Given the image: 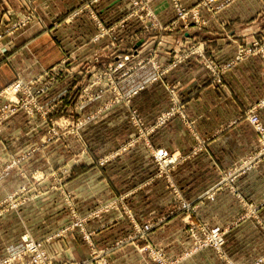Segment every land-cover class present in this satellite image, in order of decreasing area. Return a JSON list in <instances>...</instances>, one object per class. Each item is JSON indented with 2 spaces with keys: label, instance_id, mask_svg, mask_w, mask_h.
<instances>
[{
  "label": "crops",
  "instance_id": "crops-1",
  "mask_svg": "<svg viewBox=\"0 0 264 264\" xmlns=\"http://www.w3.org/2000/svg\"><path fill=\"white\" fill-rule=\"evenodd\" d=\"M183 1L186 5L196 2ZM79 4V0H0V31L10 28L11 22L18 18L28 14L33 16L32 22L13 35H5L0 41V90L15 79V72L28 80L44 70L60 66L67 57L66 50L76 51V54L73 53L76 60L84 55L89 57L87 54L96 47L107 51L108 40L99 44L90 42L97 32L92 20L83 17L74 22H62L67 13ZM153 7L161 22L172 20L174 12L168 0H155ZM95 8L106 24L126 16L131 10L128 0H100ZM202 16L208 22L206 26L182 31L181 35L178 32L170 34L163 38L164 45L170 47L177 43L189 45L201 42L212 55L231 58L239 43L264 37V0H234L219 13L204 10ZM54 21L58 25L54 26ZM122 34L120 42L123 48L132 47L133 51L142 54L154 43L153 35L157 32L144 35L140 24L132 21ZM67 43L71 48L67 47ZM167 55L169 53L164 54L163 58L167 59ZM160 61L167 63L169 60ZM153 73V68L146 63L126 80L130 81L129 87L137 86L147 81ZM167 86L176 87L179 107L194 119L195 130L206 138L202 152L173 170L172 185L153 177L156 164L148 153L140 151L135 154L131 152L136 163L132 170L124 164L126 168L122 167L121 157L104 167L76 164L67 172L65 188L74 197L78 198L80 194L81 212H88L106 200L127 192L130 193L127 198L129 206L134 210H146V215L151 217L157 210L176 209L175 206H179L176 201L183 198L197 208L193 214L194 220L202 218L227 230L225 252L228 259L223 260L213 249H205L180 264H251L264 253V160L239 176L234 183L223 187L216 184L224 170L249 158L257 147V136L246 113L264 98V59L254 56L243 60L224 74L221 84L212 83L202 60H186L163 82L149 85L133 99V105L147 123L153 122L157 114L171 105ZM259 113L264 122V108ZM26 130V123L21 119L2 124L0 164L13 154L10 151H22L26 145L39 143V131L36 129L37 135L29 137L25 134ZM195 142L189 126L178 117L158 128L149 140L152 147L164 148L177 156L188 154ZM138 146L137 149L141 150L142 145ZM74 153L73 149L65 153L54 152V167H58V161L65 162ZM42 156L40 152L32 154L25 168L26 176L14 169L1 178L0 201L19 185L25 184L28 174L40 168L44 162ZM25 202H19L16 209L0 216V257L7 253L9 247L23 246L20 237L26 231L36 239H43L54 233L58 224H64V220H58L55 209L41 212L36 210L35 200ZM253 209L257 210L256 216H250ZM167 217L164 226L183 223L179 212L171 216L167 214ZM110 218L112 216L104 215L92 221L91 226L97 228L96 237L110 241L127 234L123 230L128 225L125 221ZM27 222L38 226V231L27 230ZM153 235L154 230L148 234L150 242ZM180 236L185 237V234ZM67 238L45 242V248L52 256L67 257L70 252L67 246L73 240ZM113 258L115 264H154L147 253L139 252L133 245L117 249Z\"/></svg>",
  "mask_w": 264,
  "mask_h": 264
},
{
  "label": "rangeland",
  "instance_id": "rangeland-1",
  "mask_svg": "<svg viewBox=\"0 0 264 264\" xmlns=\"http://www.w3.org/2000/svg\"><path fill=\"white\" fill-rule=\"evenodd\" d=\"M154 1L155 0L151 2L150 6L155 18L161 22L153 7ZM197 1L198 0L192 5H186L183 0H180L182 5L186 8H192ZM233 1L234 0L228 2L226 7ZM99 2L100 0H79L80 4L71 9L62 22H74L83 17L92 20L96 24L97 32L91 37L90 42L99 44L104 40H108V44L106 45L108 48L107 51L103 52L100 48L96 47L92 52L87 54L90 55L89 57L84 55L85 57L76 60L75 56L73 57V53L76 54L77 52L72 49L66 50L67 57L61 61L60 66L44 70L42 74L28 80L24 79L19 72H15V79L0 90L1 92L13 84H16L19 80L27 84L38 81L37 83L40 87L44 88L43 94L39 98L33 93H26L25 95L21 93L20 95L11 97V104H16L15 102H17L20 108L17 114L6 122L14 119L25 121L27 129L25 134L29 137H34V135H37L35 133L37 129L39 131L40 141L37 144L26 145L22 151H10L13 154H11L5 162L0 164V172H2L0 173V180L4 175L8 172H12L14 169L20 170V174L26 176L27 172L25 168L32 159V154L35 152L42 153L44 162L40 165V168H36L31 174H28L25 184L19 185L16 189L9 192L8 195L0 201V206L3 204L9 206V200L11 202H24L26 200L25 203H31L35 200L36 210L38 211L43 212L42 210L44 209H55L58 220H64V224H58L59 226L54 233L45 236L43 239H36L27 231L24 235H30L35 240L43 241L44 245L45 242L48 243L57 239H66L67 237L73 238V240L69 242V246H67L70 251L67 257L62 258L56 254L52 256L48 252L53 257V260L62 263L115 264L113 258L115 251L133 245L139 252L147 253L149 259L154 264H180L185 260L193 258L205 249H213L212 247H203L206 240L209 239L210 229L219 226L221 229L225 230L226 235L227 230L220 225H212L208 220L202 218H195L194 220L193 214L197 208L183 209L182 203H190L183 198H179L180 200L178 199L176 201L179 205L178 207L175 206L176 209L168 211L157 210L151 217L146 215V210H134L129 206L127 198L130 193L127 192L106 200L100 206L88 212H81L79 200L82 199L78 200V198H81L80 194H78V198L74 197V195L65 188L64 182L68 178L67 172L71 170L72 166L81 163L96 164L100 167H104L110 164L115 158L119 157L122 158L120 160L122 167H127L132 170L136 164L135 160H133V154L141 151L140 153L143 154L148 153L156 164V172L153 177L166 180L171 184V182H173V170L179 164L190 160L194 155L202 152L206 146V138L195 130L193 126L194 119L190 118L188 114L179 107L177 102L178 97L176 96L177 91L174 89L176 88L175 86H167L171 96V105L157 114L154 121L151 123L145 121L143 114L133 105V99L149 85L163 82L164 78L169 73L186 60H215L218 64H225L238 55L240 47L254 50V53L244 60L254 56H261L264 59V37L249 43H239L236 48V53L231 58L214 56L206 49V57L200 58L197 54L190 53L194 52L195 44L203 43L192 42L189 45L177 43L167 47L163 43V38L171 36L170 34L176 32L181 35L182 31L191 28L202 29L204 26H190L185 28L180 25L173 31H157L152 28L147 30L148 28H146L145 24L148 21L144 23L135 18L128 19L133 12L129 0L128 2L131 7L130 12H128L126 16L123 15L116 19L114 22L106 24L100 18L99 12L95 8ZM168 4L173 9L174 16L172 20L167 23L161 22L163 24H168L176 18V12L174 11L171 0H168ZM207 12L217 14L220 11ZM204 20L207 25V20L205 18ZM32 21V14L14 20L11 22L10 28L0 31V41L5 35H13L15 31L25 27ZM132 21H136L140 24V29L144 35L157 32V34L153 35V37H155L154 43L148 46L142 54L133 51L132 47H128L125 50L120 42L123 30H126L128 24ZM53 25H58V22L54 21ZM103 27L109 31V34L100 40H95L100 34V29ZM132 37L131 35V40L133 39ZM67 47L71 48L68 43ZM167 53H169V56L167 55V59H164L163 55ZM126 56H130V61H128L123 68L119 69L118 64L120 60ZM160 60L169 61L167 63H162ZM146 63L153 68L154 73L152 76L147 81L137 86L129 87L130 81L127 80L138 68ZM162 70H164L165 73L163 75L158 74L159 71ZM154 78L158 79L154 81ZM142 86H144L143 89H141ZM34 88H37V86ZM37 106L39 109H37ZM249 111L246 113L247 120ZM167 113L174 114L169 117L167 122L162 123L161 120ZM177 117L189 126L190 134L196 141L188 154L184 156L181 154L177 156L175 153L169 152L164 148L152 147L149 143L150 137L158 128H162L169 121ZM256 136L258 144L249 157L258 155L261 150L257 133ZM138 144L142 145L141 150L137 149L139 147ZM69 149H73L75 152L74 155L65 162L58 161V167L55 168L53 153H65L69 151ZM161 149L168 151L170 158H173L174 161L166 165L164 161L156 158V152ZM131 152H133V154H131ZM93 154L98 156H94ZM143 162L144 161H141V163ZM123 164L126 165V167ZM236 164L222 172L216 184L217 187L228 185L224 179L228 176L229 171L238 165ZM150 180L151 178L149 181ZM42 181H44V183L46 182V184ZM147 181L145 183H148ZM40 182L42 184H38ZM23 188H26V191H21ZM46 197L49 199L46 200ZM106 205H116L118 209L114 208L108 212H103L98 218H89L92 213ZM73 211L78 212L82 218L88 217L86 229L92 234L91 238L86 239L78 229L71 228V231H69L67 235L58 236L53 239L54 234L62 231L65 227L67 228L72 222ZM178 212L181 213V218L183 220L182 225L175 223L164 226V220L168 218L167 214L171 216L172 213ZM104 215L112 216L110 219L118 218L119 220L122 219L125 221L128 225L123 230H125L124 233L127 232V234L121 238H113L110 241L96 237L97 228L92 227L91 223ZM256 215L257 210H250V216ZM145 224H151L153 226L151 231L147 233L141 231L142 226ZM26 228L31 232H36L39 229L38 226L30 225L28 222ZM152 230H154V235L153 241L150 242L147 237ZM183 233L185 237L180 236ZM24 235L20 237L22 244L24 242L22 239ZM23 246L9 247L6 251L7 253L0 257V260L10 253L21 251ZM225 248L226 243L224 250H226ZM263 255L254 259V262L251 264H255ZM220 257L226 261L228 259L227 256L223 257L220 255ZM30 259L31 257L26 260L29 261Z\"/></svg>",
  "mask_w": 264,
  "mask_h": 264
},
{
  "label": "built area",
  "instance_id": "built-area-1",
  "mask_svg": "<svg viewBox=\"0 0 264 264\" xmlns=\"http://www.w3.org/2000/svg\"><path fill=\"white\" fill-rule=\"evenodd\" d=\"M132 5V14L128 17L135 18L140 21H148L145 25L147 30L149 28L157 31H173L177 26H184L188 28L190 26L201 27L206 25V21L202 16V12L205 10L209 12H218L223 10L226 7V4L231 0H198L197 3L192 8H186L182 5L180 0H171L172 5L174 7V11L176 12L175 20L171 21L168 24H163L158 21L151 9V2L153 0H129ZM109 34V31L104 27L100 29V34L96 37L95 40H100ZM194 52L190 54H197L200 58H205V46L203 44H195ZM250 48L244 49V47H240L238 51V55L225 64H218L215 60H202L204 67L208 70L210 79L213 84H221L223 81L224 74L234 68L236 65L241 63L244 59H246L249 55L254 53V50ZM188 55V54H187ZM133 57V56H132ZM121 59V58H119ZM130 56L124 57L120 60L118 64V68L121 69L125 66V64L130 61ZM165 73L164 70L159 71L158 74L163 75ZM158 78H154V81ZM35 81L31 84H27L21 80H19L16 84L2 90L0 92V130L1 125L6 122L8 119L13 117L19 111V103L11 104L12 99L16 95H20L21 93L25 95L26 93L34 94L38 98L43 94L44 88H41L40 85ZM37 86V88H34ZM146 87V86H145ZM144 86L141 87L143 89ZM264 108V98L254 107H252L248 113V121L254 128L255 132L258 135V140L261 145V150L258 155L251 156L241 163H239L235 168L229 171L228 176L224 179L227 184H232L234 181L251 170L259 161L264 160V122L260 117V110ZM37 109L39 107L37 106ZM174 113H167L163 116L161 120L162 123L167 122L169 117ZM156 158L165 162L166 165L174 161L173 158H170V154L168 151L161 149L156 152ZM2 173V172H0ZM21 191H26V188H23ZM26 201V200H25ZM9 206L3 204L0 206V216L7 212L10 209H16L19 202H11L10 200ZM9 207V208H8ZM118 209L116 205H106L103 208L96 210L92 213L89 218H98L103 212H108L112 209ZM183 209H193L190 203H182ZM88 217L82 218L78 212L73 211L72 222L68 225V227L64 228L62 231L54 234L53 239L58 236H65L71 231V228L78 229L84 238L90 239L91 233H89L86 229ZM264 227V226H263ZM153 226L151 224H145L142 226L141 231L143 233H147L151 231ZM226 232L221 229L219 226L210 229L209 231V239L206 240L203 247H212L217 251V253L223 257L226 256L224 246L226 243ZM23 249L18 252H13L0 260V264H68L66 262H60L57 260H53V257L48 253L45 248L43 241H38L32 238L30 235L23 236ZM31 259L27 261L26 259ZM26 258V259H25ZM264 263V255L261 257L255 264H263ZM233 264V263H231Z\"/></svg>",
  "mask_w": 264,
  "mask_h": 264
}]
</instances>
